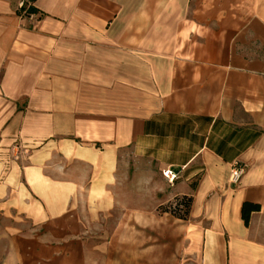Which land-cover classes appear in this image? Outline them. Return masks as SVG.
<instances>
[{"label":"crops","instance_id":"1","mask_svg":"<svg viewBox=\"0 0 264 264\" xmlns=\"http://www.w3.org/2000/svg\"><path fill=\"white\" fill-rule=\"evenodd\" d=\"M19 1L0 0V264H264V0ZM181 195L188 219L158 215Z\"/></svg>","mask_w":264,"mask_h":264},{"label":"trees","instance_id":"2","mask_svg":"<svg viewBox=\"0 0 264 264\" xmlns=\"http://www.w3.org/2000/svg\"><path fill=\"white\" fill-rule=\"evenodd\" d=\"M35 8L30 5L25 12L30 13L34 12ZM18 13H23L22 9H18ZM192 207V196L190 195H181L176 196L171 201H168L167 203L160 204L157 206V213H170L172 216L180 219H187L190 215ZM259 209V205L256 203H251L248 201H244L241 207V215L242 219L245 224L248 223L250 213L252 211H256Z\"/></svg>","mask_w":264,"mask_h":264},{"label":"built area","instance_id":"3","mask_svg":"<svg viewBox=\"0 0 264 264\" xmlns=\"http://www.w3.org/2000/svg\"><path fill=\"white\" fill-rule=\"evenodd\" d=\"M19 9H22V12L28 15L29 18H33L35 16L34 12L26 13L25 10L31 5V0H20L19 1ZM243 173V168L238 165H234L229 174V180L232 183H237ZM163 175L168 178L169 181H173L175 178V174L170 170H164Z\"/></svg>","mask_w":264,"mask_h":264},{"label":"rangeland","instance_id":"4","mask_svg":"<svg viewBox=\"0 0 264 264\" xmlns=\"http://www.w3.org/2000/svg\"><path fill=\"white\" fill-rule=\"evenodd\" d=\"M83 204V202H80V204H79V206L81 207V205ZM93 207V206H92ZM156 211H157V208H156ZM163 214V213H162ZM162 214H158V215H162ZM170 214V213H169ZM171 215V214H170ZM172 216V215H171ZM174 217V216H173ZM189 218V217H188ZM187 218V219H188ZM91 219H93V218H91ZM180 219V218H179ZM183 220H185V219H183ZM0 224H2V214L0 213Z\"/></svg>","mask_w":264,"mask_h":264}]
</instances>
